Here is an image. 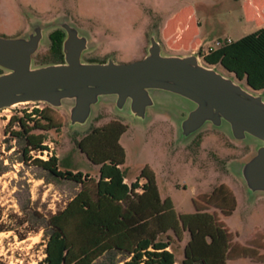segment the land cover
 <instances>
[{
	"label": "rangeland",
	"instance_id": "1",
	"mask_svg": "<svg viewBox=\"0 0 264 264\" xmlns=\"http://www.w3.org/2000/svg\"><path fill=\"white\" fill-rule=\"evenodd\" d=\"M175 13L185 18L194 16L188 32L191 40L200 33V37L235 41L264 27V0H0V35L25 34L36 24L47 26L50 34L60 29L55 28L56 23L68 19L90 36L91 47L84 54L85 60L114 57L117 61L129 62L145 56L150 35L158 28L161 30L157 36L165 54L186 53L183 49L171 48L165 39L168 35L165 22ZM199 21L202 29L197 32L193 28H198ZM216 40L195 52L204 51ZM51 45L52 41L47 39L35 56L36 64H40ZM213 66L234 75L221 64ZM241 81L246 85V80ZM160 96L146 121L126 112L117 113L113 103L96 108L91 125L104 124L112 117L128 125L120 139L126 150L123 169L128 177L125 181L131 184L146 166L150 167L156 175L161 197H169L177 212L188 214L196 211L194 198L225 184L236 197L234 212L225 216L219 208H210L236 233L235 240L245 244L258 232L259 241L264 243V192L250 195L237 168V162L250 154L253 146L237 144L227 133L210 127L188 141L179 140L178 125L170 115L185 112L181 107L187 103L181 102V107L175 104L177 95L172 93L163 91ZM44 105L48 104L31 102L0 109V264H42L46 256L45 231L41 229L45 217L65 207L82 187L74 180L51 175L38 159L47 160L56 155L61 170L82 171L93 177L100 173V165L93 163L74 142L91 125L83 129L71 127L66 109L53 107L63 117L64 129L45 132V144L52 155L33 150L30 158L24 159L25 141L12 136L8 123L12 116L24 115L25 111ZM246 141L259 142L254 137ZM145 181L141 179V183ZM186 243L187 238L172 247L177 264H181ZM111 262V257L103 256L96 264ZM228 264L264 262L238 258L229 260Z\"/></svg>",
	"mask_w": 264,
	"mask_h": 264
},
{
	"label": "trees",
	"instance_id": "2",
	"mask_svg": "<svg viewBox=\"0 0 264 264\" xmlns=\"http://www.w3.org/2000/svg\"><path fill=\"white\" fill-rule=\"evenodd\" d=\"M50 35L52 45L40 64L63 61L65 33L56 29ZM200 53L208 64H221L254 89L264 90V27L210 53ZM13 126L18 129H11ZM65 126L59 111L50 105L14 115L8 123L12 136L25 141L24 159L30 158L33 150L49 149L45 132H61ZM127 128L112 117L104 124H92L80 139L74 138L77 147L100 165L98 177L61 170L56 155L38 159L51 175L82 186L65 207L45 217L41 229L45 231L46 256L42 264H96L103 256L111 257V264H176L172 247L186 238L181 264H228L238 258L264 262L259 233L242 244L210 208H219L225 216L234 212L236 197L227 185L194 198L196 211L188 214L177 212L169 197H161L150 167L146 166L136 181L126 182V150L120 139ZM143 178L146 181L141 183Z\"/></svg>",
	"mask_w": 264,
	"mask_h": 264
},
{
	"label": "water",
	"instance_id": "3",
	"mask_svg": "<svg viewBox=\"0 0 264 264\" xmlns=\"http://www.w3.org/2000/svg\"><path fill=\"white\" fill-rule=\"evenodd\" d=\"M55 26L65 33L61 62L36 64L35 56L51 40L43 24L18 36L0 35V109L46 103L66 109L70 126L83 129L103 103L146 121L163 91L172 93L182 97L175 104H190L179 105L181 114L166 112L176 120L178 139L188 141L210 127L237 144H251L253 151L237 162L238 173L250 195L264 192L263 92L205 63L199 52L165 54L156 31L140 59L90 61L84 59L90 36L68 19ZM249 137L259 142L248 143Z\"/></svg>",
	"mask_w": 264,
	"mask_h": 264
},
{
	"label": "crops",
	"instance_id": "4",
	"mask_svg": "<svg viewBox=\"0 0 264 264\" xmlns=\"http://www.w3.org/2000/svg\"><path fill=\"white\" fill-rule=\"evenodd\" d=\"M174 17L165 22V29L167 28L168 35L166 36V41L168 46L171 48L183 49L186 53L195 52L202 45L207 44L217 38H208L207 35L200 37V33L195 37L194 40L188 39L189 31L192 29L194 16L192 14L188 17H184L180 14H174ZM174 21V23H173ZM175 26V28H174ZM163 29V28H162ZM202 23L198 22V28H193L197 32L201 31ZM177 264V263H176Z\"/></svg>",
	"mask_w": 264,
	"mask_h": 264
},
{
	"label": "built area",
	"instance_id": "5",
	"mask_svg": "<svg viewBox=\"0 0 264 264\" xmlns=\"http://www.w3.org/2000/svg\"><path fill=\"white\" fill-rule=\"evenodd\" d=\"M232 41L231 39H227V40H216L214 44H210L206 47V49L204 51H202L203 54H207L210 53L211 51H214L215 49L219 48L220 46H222L223 44H225L226 42H230ZM39 153H41L42 151L39 150ZM43 152H45L47 154V152H49L52 155V151H49V149H45Z\"/></svg>",
	"mask_w": 264,
	"mask_h": 264
},
{
	"label": "flooded vegetation",
	"instance_id": "6",
	"mask_svg": "<svg viewBox=\"0 0 264 264\" xmlns=\"http://www.w3.org/2000/svg\"><path fill=\"white\" fill-rule=\"evenodd\" d=\"M157 30V32H158V30H161V29H156ZM50 38H51V35H50ZM146 53H147V48H146V52H145V55H146ZM144 57V56H143ZM108 59V58H107ZM107 59H103V60H98V59H94V60H91V61H106ZM63 60H64V57H63ZM214 130H216V129H214Z\"/></svg>",
	"mask_w": 264,
	"mask_h": 264
}]
</instances>
